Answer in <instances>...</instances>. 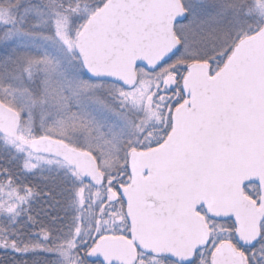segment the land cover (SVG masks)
Wrapping results in <instances>:
<instances>
[{
	"label": "snow or ice",
	"instance_id": "obj_1",
	"mask_svg": "<svg viewBox=\"0 0 264 264\" xmlns=\"http://www.w3.org/2000/svg\"><path fill=\"white\" fill-rule=\"evenodd\" d=\"M9 264H264V0H0Z\"/></svg>",
	"mask_w": 264,
	"mask_h": 264
},
{
	"label": "trees",
	"instance_id": "obj_2",
	"mask_svg": "<svg viewBox=\"0 0 264 264\" xmlns=\"http://www.w3.org/2000/svg\"><path fill=\"white\" fill-rule=\"evenodd\" d=\"M11 259V257L5 256L2 252H0V264H9Z\"/></svg>",
	"mask_w": 264,
	"mask_h": 264
}]
</instances>
